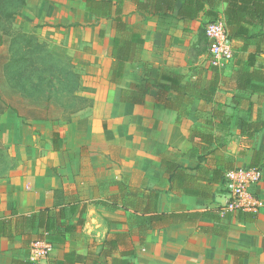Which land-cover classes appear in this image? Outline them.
Instances as JSON below:
<instances>
[{
	"label": "crops",
	"instance_id": "obj_1",
	"mask_svg": "<svg viewBox=\"0 0 264 264\" xmlns=\"http://www.w3.org/2000/svg\"><path fill=\"white\" fill-rule=\"evenodd\" d=\"M86 1L26 0L16 20L83 72L89 105L0 114V264H29L34 240L52 245L40 264H264V206L219 213L238 166L260 168L264 202V0ZM217 17L233 50L218 68ZM160 213L185 218L150 226Z\"/></svg>",
	"mask_w": 264,
	"mask_h": 264
},
{
	"label": "rangeland",
	"instance_id": "obj_2",
	"mask_svg": "<svg viewBox=\"0 0 264 264\" xmlns=\"http://www.w3.org/2000/svg\"><path fill=\"white\" fill-rule=\"evenodd\" d=\"M26 0H0V96L10 109L14 103L25 119L69 120L84 111L89 101L78 95L83 72L68 59L49 51L48 44L16 23ZM206 36V35H205ZM204 48L208 53V42ZM22 105L29 107L24 113ZM0 172L11 163L0 141Z\"/></svg>",
	"mask_w": 264,
	"mask_h": 264
},
{
	"label": "built area",
	"instance_id": "obj_3",
	"mask_svg": "<svg viewBox=\"0 0 264 264\" xmlns=\"http://www.w3.org/2000/svg\"><path fill=\"white\" fill-rule=\"evenodd\" d=\"M204 30L208 40L209 65L218 68L230 63L233 50L224 17L208 22ZM260 179L261 170L258 167L238 166L227 170L222 181L225 200L219 207V213L258 212L264 202L252 188ZM51 247V243L46 240H34L29 248V264H40L50 253Z\"/></svg>",
	"mask_w": 264,
	"mask_h": 264
},
{
	"label": "trees",
	"instance_id": "obj_4",
	"mask_svg": "<svg viewBox=\"0 0 264 264\" xmlns=\"http://www.w3.org/2000/svg\"><path fill=\"white\" fill-rule=\"evenodd\" d=\"M89 4H90V2L87 0L86 1V7L88 8L89 11H93L96 14H100V15L105 14V12H104V10H103L102 7H101V9H102V11H101V10H98V8L95 9V8L90 7ZM225 22H226V26L227 27H229L231 25V23H229V21H226L225 20ZM254 37H258L259 38V34H255ZM230 40H231V38H230ZM242 77H244L246 79L249 78V76H247L245 74H244V76L242 75ZM0 104L5 105V102L1 98V96H0ZM8 104H9L8 107L10 109H12V110H14L16 112L19 111L18 108L14 105V103H8ZM21 107H22L24 113L29 112V107H26V105H22ZM3 112H4V110H0V114L3 113ZM0 165H2L1 162H0ZM9 165L7 166V168H6L5 171L0 172V176L4 175L6 173ZM224 214H226V212ZM207 216H210L211 218L216 219L214 217V215H212V214H207ZM184 218L185 217L183 215L177 214V213H171V214L160 213V214H153V215L149 216L148 217V223L150 224V226H153L155 224H161V225H163V224H169L171 222L182 221ZM110 247L113 249L115 247V245H113V244L110 243ZM112 263H114V262H112Z\"/></svg>",
	"mask_w": 264,
	"mask_h": 264
}]
</instances>
